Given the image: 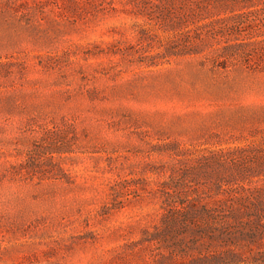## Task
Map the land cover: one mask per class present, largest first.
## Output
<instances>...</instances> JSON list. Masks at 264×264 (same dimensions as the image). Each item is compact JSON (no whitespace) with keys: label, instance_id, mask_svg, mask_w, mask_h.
<instances>
[{"label":"rangeland","instance_id":"obj_1","mask_svg":"<svg viewBox=\"0 0 264 264\" xmlns=\"http://www.w3.org/2000/svg\"><path fill=\"white\" fill-rule=\"evenodd\" d=\"M0 264H264V0H0Z\"/></svg>","mask_w":264,"mask_h":264}]
</instances>
